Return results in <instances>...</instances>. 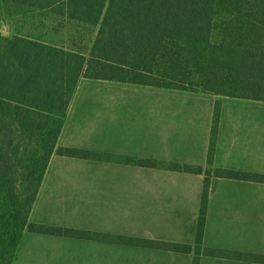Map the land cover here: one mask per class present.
<instances>
[{"label": "crops", "instance_id": "crops-1", "mask_svg": "<svg viewBox=\"0 0 264 264\" xmlns=\"http://www.w3.org/2000/svg\"><path fill=\"white\" fill-rule=\"evenodd\" d=\"M88 80L81 78L76 87L58 146L264 175V100L101 79L92 80L102 84L83 83ZM217 102L221 111L209 165ZM205 171L55 151L30 222L188 244L192 250L25 231L12 264H194ZM254 239L264 245V182L212 173L202 248L264 254V248L243 246ZM198 264L264 263L202 253Z\"/></svg>", "mask_w": 264, "mask_h": 264}, {"label": "trees", "instance_id": "trees-1", "mask_svg": "<svg viewBox=\"0 0 264 264\" xmlns=\"http://www.w3.org/2000/svg\"><path fill=\"white\" fill-rule=\"evenodd\" d=\"M37 21L90 28L89 46L0 32V264H12L25 231L189 252L191 245L32 223L29 216L54 152L203 173L202 166L58 146L81 78L264 100V0H1ZM38 21V22H39ZM80 35V33H79ZM84 35V34H83ZM215 106L208 164L215 158ZM195 263L206 255L264 263V254L202 248L211 175L264 182V175L206 170Z\"/></svg>", "mask_w": 264, "mask_h": 264}, {"label": "rangeland", "instance_id": "rangeland-1", "mask_svg": "<svg viewBox=\"0 0 264 264\" xmlns=\"http://www.w3.org/2000/svg\"><path fill=\"white\" fill-rule=\"evenodd\" d=\"M39 16L37 21H31L30 18H27L25 15H21L16 13V11L6 5L3 4L0 0V32L5 36H12L15 34V30L19 31L31 32L36 36H43L49 42H55L59 45L64 46H72L74 48L89 46V39L93 36V30L90 28H81L79 27L78 31L80 33H75V28L70 25H65L64 28L55 30V22H52L50 19H46L48 23L44 28L42 24H40ZM39 21V22H38ZM84 34V35H83ZM105 81L98 80H88L83 83H94V84H102ZM112 83V82H109ZM220 103V102H219ZM216 105V104H215ZM221 105V103H220ZM221 108V106H220ZM221 110V109H220ZM131 229V228H124ZM254 238V236H252ZM261 240L260 237L255 236ZM263 242L254 240H246V245H243L245 248L259 249L264 248L262 245Z\"/></svg>", "mask_w": 264, "mask_h": 264}]
</instances>
